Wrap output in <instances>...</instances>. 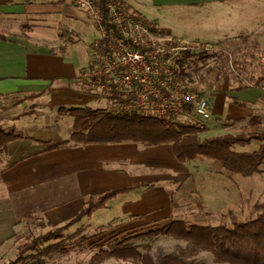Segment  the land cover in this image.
<instances>
[{"label":"rangeland","instance_id":"374dc122","mask_svg":"<svg viewBox=\"0 0 264 264\" xmlns=\"http://www.w3.org/2000/svg\"><path fill=\"white\" fill-rule=\"evenodd\" d=\"M80 10L87 14L89 22L84 28L75 29L74 33H69L71 46L68 47L67 54H72L73 58L76 54H79V50L74 43V38L79 36L76 38L80 39L81 45L84 46V54L86 56L88 54V59H90L92 58L91 47L93 41L98 38L97 27L93 16L83 9ZM263 14L264 3H262V29L253 32L252 35L247 36V39L244 35L238 37L239 42L243 43L242 48L239 50H237L238 48L235 49L232 43H211L217 46L218 49L213 52H194L208 53L210 56L201 58L200 54L196 55L194 57V67L186 71L187 76L184 75L185 78L182 76L184 79L182 82L191 86L198 85L209 102V97L215 92L217 94L218 91L223 92L224 102L233 103L237 100L233 99V95H237L238 90L264 86V81H261V84L258 85V82H260L259 73L264 70ZM251 26V28H248L249 31L257 29L253 27L254 25ZM171 42L177 43L179 41ZM74 61H77V59ZM85 64L88 65L89 62ZM182 68L181 66L180 71H182ZM244 72L248 73L247 77L251 81L239 78V73ZM70 79L71 77H62L60 80L69 81ZM60 84L66 85L67 83L61 82ZM85 87L88 89L86 90L91 96V100L89 98H84L82 101L77 100L72 96L71 91H67L70 88H65L64 92L55 95L56 99L54 96L49 97L47 94L38 101L40 104L56 101L59 104L56 107L52 106L50 108L47 105L18 106L13 111L19 112V122L17 120L15 122L7 121V119L14 118L16 113H10L11 111L9 112L6 109L7 106L3 107L4 100L0 98V117H3L6 121V123L0 122V125L9 126L5 130H15L24 138L39 140L45 146H47L46 142L54 143L66 140L73 132L74 118L69 115H60L59 108H81L86 106L111 108L113 106V97L98 92L92 84H85ZM186 110L189 111V108H186ZM231 110L233 116H237L239 113L250 114L252 109L250 107L241 109L240 106H233ZM187 111L184 110L186 115L179 114V120L200 127L202 129L200 136L203 139L217 135L238 134L244 130L254 115L261 114L264 117V106L262 107V104L253 109L254 115L252 117H244L241 120L228 119L227 107L220 109V111H214L212 119L202 122L205 126L201 127L199 126L200 121L193 115L187 114ZM134 144H91V148L96 146L101 147L102 150L105 149V153L103 151L101 153L106 154L109 159L108 162L110 161L107 165L109 169L105 171H101L100 167L95 168L92 165L93 169L90 173L97 175L98 179H95L97 183L91 188L85 185L86 174L82 171L79 172L80 166L83 165L81 160L87 159V155L84 154L87 151L78 150L83 149L80 147L57 150L55 154L51 155V160L31 161L28 165L18 167L15 172L8 174L9 179H11L6 184V189L11 190L26 189L71 173H76L80 177L83 191H91L88 192V196H96V194L104 191L118 188H131L119 194L111 204L108 203L109 207L98 209L92 216L85 217L78 224L65 230L59 240L51 241L52 243L63 241V245L68 247L67 252H58L39 258L35 262L37 264H139L134 259L124 260L116 257L97 256L101 247L108 248L115 241H123L131 237V242L136 244L141 252L150 253L158 264L160 258L167 254H174L186 263L234 264L218 261L210 251L185 240L169 236L141 238L140 235L159 229L172 219L185 220L190 224L218 226L222 224L232 225L235 221H248L258 217L260 212H258L257 206L264 204V165L261 173L252 177H244L226 170L219 162L210 158H198L189 162H181L175 157L172 149L167 154L159 153L158 149L160 148L157 147L137 151ZM37 146L39 145L31 144L32 148ZM258 147L259 143L253 142L249 145L238 146L237 150L252 152ZM115 149H118V151L116 152ZM122 156L133 162L146 165V167L139 166L141 164L135 166V169L143 174L125 175L130 165L120 159ZM98 158H101V156ZM98 158L96 157L94 160L100 161ZM111 162L121 166L113 167ZM36 165H40L44 169L41 171L32 170V166ZM162 168H169V171L163 173V170L160 171ZM119 171H121L120 174ZM144 172H148V174ZM186 172L189 176L185 180L169 182L168 185L158 187L147 195L143 194L147 190L146 187H135L147 181L175 180L176 173L179 175ZM62 180L67 181L65 178ZM62 184L59 186L60 188L64 186ZM169 197L172 198L173 204L168 217L169 221H166L165 217L169 211L166 208L157 206H164V201L169 200ZM65 198H68V196H65ZM17 202L19 201L16 200V208L18 215H20L18 232H16L14 239L0 251V264L13 262L18 256L19 246L22 243L44 235L54 230L56 226L64 225L70 218L77 215L76 213L84 204V201L80 199L64 206L59 205L61 207L56 206L44 210L45 202H41L39 198H36L35 202L27 207L22 206L23 204L19 205ZM47 205H49L48 201ZM30 262H33V260Z\"/></svg>","mask_w":264,"mask_h":264},{"label":"crops","instance_id":"0c3cea01","mask_svg":"<svg viewBox=\"0 0 264 264\" xmlns=\"http://www.w3.org/2000/svg\"><path fill=\"white\" fill-rule=\"evenodd\" d=\"M122 1L129 5V9L133 14L143 16L148 21L153 22L172 41L202 40L215 44L232 43L235 49L238 48L237 50H239L242 48L243 43L239 42L238 37L244 35L247 39V36L262 29V3H264V0ZM88 22L89 18L87 14L70 3L23 4L14 0H0V98L4 100L3 107L7 106L6 109L9 112L11 111L10 113H16L14 118L7 119V121L15 122L20 119L19 112H14V109L21 105L24 107H35L38 105H47L50 108L52 106L56 107L59 105L56 101H50L47 104H40L38 101L47 94L49 97H55L59 92H64L65 88H70L67 91H71L72 96L77 100L82 101L84 98L91 100V96L87 93L88 89L85 87V84L89 83L84 78V73L90 67L92 58L88 59V54L87 56L84 54V46L81 45L80 39L76 38L79 36L74 38V43L79 50V54H76L75 58L72 57V54H67L68 47L71 46L69 33H74L75 29L80 30L84 28ZM251 25H254L253 27L257 29L249 31L248 28H251ZM82 31L84 32V30ZM75 59L77 61H74ZM87 62H89L88 65L85 64ZM238 76L246 81H251L247 77L248 73L246 72L239 73ZM62 77H71V79L69 81H62L60 80ZM263 78L264 70L259 73V80ZM226 80L228 81V79ZM61 82H65L68 85L60 84ZM238 91L237 95H233V99H237L233 103L224 102L223 98L225 97L223 92L218 91L215 95L213 106L211 105L213 116L214 111H220V109L228 107L227 118L241 120L244 117H252L254 115L252 111L258 105L262 104V107L264 106L263 85ZM228 94L230 95L231 92ZM233 106H240L241 109L250 107L252 110L250 114L239 113L237 116H233L231 112ZM0 122L6 123L3 117H0ZM8 127L1 126L0 128L6 129ZM31 144H38L39 146L32 148ZM91 144L96 143L66 147V149L80 147L83 149L78 150L87 151L84 153L87 155V159L81 160L83 165L80 166L79 172L82 171L86 174L85 185L90 188L97 183L95 179H98L97 175L90 173L93 169L92 165L95 168L100 167L101 171H105L109 169L107 165L110 162H108L109 159L106 154L101 153V151L105 153V149L102 150L101 147L96 146L91 148ZM134 145L137 147V151L153 148L145 146L143 148L141 144ZM154 147L160 148L158 151L161 154H167L170 153L171 149L173 150L171 144ZM57 150L46 151V146L41 141L33 138H22L11 142L6 150L0 151V251L14 239L16 232H18L20 215L17 212L16 200L19 201L17 202L19 205H21V201L16 197V194L18 195V193L25 192L36 186L65 178L67 181L61 189L66 190L68 198H66V202L61 206L76 200H83V207L76 214L86 206V198L95 196H88L90 190H82L80 177L76 173L67 174L26 189H6V184L11 179L8 177L10 172H15L18 167L28 165L31 161L51 160V155L55 154ZM115 150L116 152L118 151V149ZM100 156L101 158H98ZM96 157L100 161L94 160ZM120 159L128 162L130 165L125 175L143 174L137 171L135 166L141 164L139 166L146 167V165L140 162H133L125 156H122ZM111 164H113V167L121 166L113 162ZM31 169L41 171L44 168L36 165L32 166ZM161 170L165 173L169 171V168H162ZM120 173L121 171H119ZM144 173L148 174V172ZM176 174L174 176L175 180H165L164 182L160 180H155V182L147 181L135 187H146L147 190L143 194L147 195L158 187L168 185L169 182H180L189 176L188 172ZM43 176L45 177V175ZM148 184L152 185L150 187L146 186ZM105 192L107 191L103 193ZM100 194L102 193L96 194V196ZM164 202V206L159 205L157 207L166 208L169 211L165 217L166 221H169L168 217L173 204L172 198L169 197V200Z\"/></svg>","mask_w":264,"mask_h":264},{"label":"trees","instance_id":"16d2710c","mask_svg":"<svg viewBox=\"0 0 264 264\" xmlns=\"http://www.w3.org/2000/svg\"><path fill=\"white\" fill-rule=\"evenodd\" d=\"M109 2L110 0H96V6L107 13ZM198 54L201 58L210 56L208 53H186L185 59L180 62L183 68L178 74L179 79L184 80L182 76L185 78L186 71L194 67V57ZM263 79L259 80L258 85ZM215 95L216 92L209 97L210 106L215 101ZM112 101L111 108H59L60 115L74 118L73 133L69 139L54 143L46 142V151L88 143L113 145L135 143L145 147L171 144L176 157L181 162L210 158L219 162L226 170L244 177H252L263 170L264 117L261 114L254 115L244 130L238 134H224L203 139L200 136L202 131L200 127L179 120V114L186 115L184 111L166 118L153 117L123 109L121 98L113 97ZM187 114L192 115L191 110L187 111ZM22 138L23 135L15 130L0 129V151L6 150L11 142ZM253 142H258L259 147L252 152L237 150L238 146ZM61 183L65 185L64 180L58 179L20 192L16 197L24 207L39 198L41 202H45L44 210H47L66 202V190L61 188L57 190ZM129 189L131 188H118L89 197L86 206L64 225L56 226L54 230L22 243L17 258L8 264H37L35 261L39 258L62 251L67 252L68 247L63 245V241L54 243L51 241L59 240L65 230L78 224L85 217L92 216L98 209L108 207L111 200ZM257 210L260 212L258 217L248 221H235L232 225L190 224L185 220L172 219L163 227L140 237H174L210 251L221 262L264 264V204L258 205ZM131 240L132 238L129 237L111 243L108 248L101 247L97 256L134 259L139 264H158L150 253L141 252ZM32 260L33 262H30ZM159 264L203 263H186L174 254H167L160 258Z\"/></svg>","mask_w":264,"mask_h":264},{"label":"built area","instance_id":"2783aa9c","mask_svg":"<svg viewBox=\"0 0 264 264\" xmlns=\"http://www.w3.org/2000/svg\"><path fill=\"white\" fill-rule=\"evenodd\" d=\"M18 3H70L87 11L96 23L98 38L92 44V64L84 78L100 93L123 100V109L166 118L189 108L202 122L212 119L209 101L198 85L178 78L180 62L188 52H213L211 42H171L143 16L133 14L122 0H110L108 12L96 0H14Z\"/></svg>","mask_w":264,"mask_h":264}]
</instances>
